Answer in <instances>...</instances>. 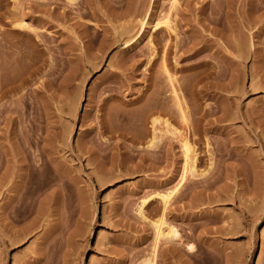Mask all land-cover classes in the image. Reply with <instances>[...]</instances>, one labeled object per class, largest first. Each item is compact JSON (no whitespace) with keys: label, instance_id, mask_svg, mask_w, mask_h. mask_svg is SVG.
Instances as JSON below:
<instances>
[{"label":"rangeland","instance_id":"1","mask_svg":"<svg viewBox=\"0 0 264 264\" xmlns=\"http://www.w3.org/2000/svg\"><path fill=\"white\" fill-rule=\"evenodd\" d=\"M176 189L157 264H264V0H0V264H141Z\"/></svg>","mask_w":264,"mask_h":264},{"label":"bare ground","instance_id":"2","mask_svg":"<svg viewBox=\"0 0 264 264\" xmlns=\"http://www.w3.org/2000/svg\"><path fill=\"white\" fill-rule=\"evenodd\" d=\"M70 1L72 2L74 0H70ZM159 25H161V24H159ZM159 25H157V26L159 27ZM163 25H165L169 31H173V29H172L173 27H171L169 21L168 22L166 21L164 23L162 22V26ZM167 71H169V70H167ZM169 79L171 82H173L175 78L173 76H170ZM172 91H174V94L178 98L179 94H178V92L174 86H173ZM178 101H179V99H178ZM177 104H178V102H177ZM181 111H182V116H183L182 118H183V120H185V123H187L186 121H189L188 117H187V112L184 109H181ZM151 121H152V126H153V135L150 138V141L148 142L147 147L152 148V147H155V145H157L156 141L161 136H160V134H158V132H160V129L156 125L159 123L164 124V127L166 129V131L164 129V132L171 133V135H178L179 136L178 138L180 139V142L182 143V147L184 149V154H185V166L184 167L185 168L183 170L181 181L182 182L187 181V179H189L188 177L195 176L194 174H196V172H197L198 155H197L194 144L191 142V140L187 134L188 132H186L184 134L183 132H181V130L174 127L168 119H164V118L159 117V116L153 117ZM161 135H163V134H161ZM179 189L180 188H178V190ZM178 190L176 189L173 192L158 195L161 199V202L163 203V210L160 213V215H158L159 217H157V219L155 221H152V224L154 225L155 230H156V239H155L156 243H155V246L153 248L154 250H153V253L151 254V256L148 259H146L145 261H143V263H141V264H157V256H158V252H159L160 242L162 240H173V241H175V240H178V238H180L181 234H180L178 228L175 227L174 225H172L171 223H169L167 220L168 205L171 203V200L174 198L173 197V195H175L174 193H176ZM147 201L148 200H142V202L139 204V207L137 209L139 214L143 217H144V206L146 205V203H148ZM192 248H193V246H192ZM39 260L42 261V259H39Z\"/></svg>","mask_w":264,"mask_h":264}]
</instances>
